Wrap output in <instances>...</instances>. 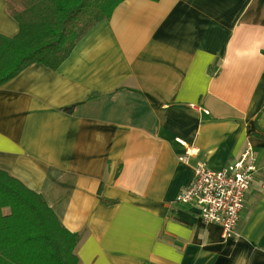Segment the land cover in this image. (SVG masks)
<instances>
[{
    "label": "crops",
    "instance_id": "obj_1",
    "mask_svg": "<svg viewBox=\"0 0 264 264\" xmlns=\"http://www.w3.org/2000/svg\"><path fill=\"white\" fill-rule=\"evenodd\" d=\"M18 31L0 0V34ZM250 145L226 238L175 200L197 163L222 169ZM0 169L82 234L79 264H264V0L122 1L58 68L0 86Z\"/></svg>",
    "mask_w": 264,
    "mask_h": 264
},
{
    "label": "trees",
    "instance_id": "obj_2",
    "mask_svg": "<svg viewBox=\"0 0 264 264\" xmlns=\"http://www.w3.org/2000/svg\"><path fill=\"white\" fill-rule=\"evenodd\" d=\"M122 1L7 0L19 31L12 37L0 34V86L34 63L58 68ZM81 237L41 193L0 169V264H79Z\"/></svg>",
    "mask_w": 264,
    "mask_h": 264
},
{
    "label": "built area",
    "instance_id": "obj_3",
    "mask_svg": "<svg viewBox=\"0 0 264 264\" xmlns=\"http://www.w3.org/2000/svg\"><path fill=\"white\" fill-rule=\"evenodd\" d=\"M205 112L209 113L206 109ZM191 153L188 149L181 160L188 161ZM255 161V150L250 145L235 163L222 169L199 162L194 167L193 180L180 190L175 201L197 207L205 223L219 224L226 238H235L246 195L257 171Z\"/></svg>",
    "mask_w": 264,
    "mask_h": 264
},
{
    "label": "rangeland",
    "instance_id": "obj_4",
    "mask_svg": "<svg viewBox=\"0 0 264 264\" xmlns=\"http://www.w3.org/2000/svg\"><path fill=\"white\" fill-rule=\"evenodd\" d=\"M19 5H20L19 3H14V7H15V8H19ZM245 149H246V148H245ZM182 157H183V156H182ZM180 159H181V157H180Z\"/></svg>",
    "mask_w": 264,
    "mask_h": 264
}]
</instances>
